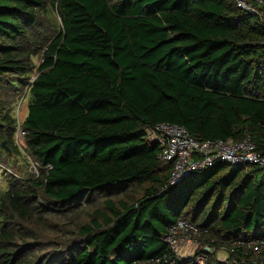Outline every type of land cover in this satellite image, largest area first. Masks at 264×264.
<instances>
[{
    "label": "trees",
    "instance_id": "trees-1",
    "mask_svg": "<svg viewBox=\"0 0 264 264\" xmlns=\"http://www.w3.org/2000/svg\"><path fill=\"white\" fill-rule=\"evenodd\" d=\"M161 122L200 140L249 137L264 152L259 16L234 0H0V158L23 147L40 167L4 173L0 264H29L13 243L31 215L95 202L77 238L43 264L52 254L62 264L155 257L180 218L216 238L264 237V167L216 161L170 185L172 164L145 134Z\"/></svg>",
    "mask_w": 264,
    "mask_h": 264
},
{
    "label": "built area",
    "instance_id": "built-area-1",
    "mask_svg": "<svg viewBox=\"0 0 264 264\" xmlns=\"http://www.w3.org/2000/svg\"><path fill=\"white\" fill-rule=\"evenodd\" d=\"M237 7L261 18L264 24V0H234ZM146 140L160 147L159 159L171 162L169 184L174 185L193 171L216 161L231 166L264 167V152L244 137L200 140L177 124L161 122L145 129ZM24 131L17 129L16 140L23 141ZM166 250L151 258L131 264H264V237L245 236L221 239L209 235L207 227L180 218L162 236Z\"/></svg>",
    "mask_w": 264,
    "mask_h": 264
},
{
    "label": "rangeland",
    "instance_id": "rangeland-1",
    "mask_svg": "<svg viewBox=\"0 0 264 264\" xmlns=\"http://www.w3.org/2000/svg\"><path fill=\"white\" fill-rule=\"evenodd\" d=\"M48 24V21L45 20L44 27L49 31V28L46 27ZM33 61L35 64H38L40 61L39 56L35 57ZM14 95L18 96L17 102H14L15 115L16 117L18 115L19 119L22 120L27 110V98L23 99L25 89L18 91L16 94L14 93ZM17 109L19 110L18 113ZM18 143L23 144L20 141ZM19 151L21 153L11 159L0 158V191L7 186L6 180L8 178L5 174H10L9 177L26 178L27 176H36L40 171L39 165L33 161L27 152H23L25 151L23 147ZM100 204V202H95L92 205H82L78 209L70 210L68 215L48 216L44 218L45 222L38 215L34 217L31 215L26 222L21 224L24 233L14 232L15 240L13 248L17 250L16 256L20 258L28 257L29 264H43L45 257L51 255L50 253L53 252L52 249H64L69 241L72 242L73 238H77L75 232L77 227L84 223H89L92 211L96 205L102 206ZM68 238L69 241H66L65 239ZM52 256L55 263L52 261L51 264H62L64 259L63 254H52Z\"/></svg>",
    "mask_w": 264,
    "mask_h": 264
},
{
    "label": "water",
    "instance_id": "water-1",
    "mask_svg": "<svg viewBox=\"0 0 264 264\" xmlns=\"http://www.w3.org/2000/svg\"><path fill=\"white\" fill-rule=\"evenodd\" d=\"M1 147H2L5 151H8L9 154H11V151H10V149L7 147L5 141H3V142L1 143Z\"/></svg>",
    "mask_w": 264,
    "mask_h": 264
}]
</instances>
